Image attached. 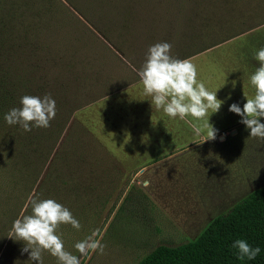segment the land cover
<instances>
[{
	"label": "rangeland",
	"instance_id": "374dc122",
	"mask_svg": "<svg viewBox=\"0 0 264 264\" xmlns=\"http://www.w3.org/2000/svg\"><path fill=\"white\" fill-rule=\"evenodd\" d=\"M176 18L185 21L181 28ZM261 22L264 0H124L105 7L88 0H0V99L11 96L13 108L21 106L24 95L50 94L56 106L60 102L68 110L59 133L55 118L50 127L31 130L34 140L29 146L53 147L29 195H34L52 164L47 195L67 207L81 224L79 230L70 224L62 227L65 249L79 256L74 245L94 229H100L101 243L106 245L103 255L90 253L81 264H139L160 244L175 246L197 238L210 219L227 213L242 199V194L235 196L231 190L221 192L220 199L203 198L204 185L213 188L217 183L212 173L200 168L199 159L212 153L219 157L224 181L247 175L234 151L244 159L264 161V139L248 136L245 125L235 121L222 132L227 133L223 141L216 135L206 146L188 148L130 174L82 122V108L133 80L149 46L158 42L173 44L170 54L176 57L236 38L192 62L200 74L198 81L207 87L232 80L264 46V24L238 38L236 34ZM233 91L219 92L217 98L235 99ZM141 99L145 97H136L142 106L135 109L131 108L135 100L124 99L127 109L104 130L112 134L116 129L128 130L149 115L151 97L148 106ZM116 102L112 98L110 105ZM125 131L119 138L122 142L132 138ZM212 171H217L216 166ZM206 175L204 182L201 178ZM59 177L64 182L56 194ZM24 206L18 216L25 212ZM10 241L14 242L7 236L0 264ZM49 258L48 264H58L55 257Z\"/></svg>",
	"mask_w": 264,
	"mask_h": 264
},
{
	"label": "clouds",
	"instance_id": "9594fccd",
	"mask_svg": "<svg viewBox=\"0 0 264 264\" xmlns=\"http://www.w3.org/2000/svg\"><path fill=\"white\" fill-rule=\"evenodd\" d=\"M172 45L158 42L149 46L146 58L138 72L146 96L151 97V104L157 110L171 117L185 120L191 116L195 121L190 126L202 143L215 140L217 129L209 122L211 114L218 112L224 101L217 98V90H207L204 82L197 79V68L189 59L173 57ZM259 67L250 76V83L255 92L252 98L246 97L241 108L237 103L229 106V111L241 117L240 123L249 130L254 138L264 139V46L254 56ZM20 107H13L5 114L9 125H19L30 132L33 127L47 128L56 115V102L50 94L41 96L24 95L20 99ZM31 211H24L13 221L8 237L23 241L22 253H29V260L43 264L42 253L48 252L57 259L58 264H81V259L90 253L103 255L106 245L101 243L100 229H94L86 238L78 241L74 247L79 256L65 249L64 242L57 234L61 225L70 224L79 230L80 222L63 204L52 198L41 199L29 195L24 206ZM233 248L238 250V258L254 259L261 251L259 247L250 246L246 240L237 239Z\"/></svg>",
	"mask_w": 264,
	"mask_h": 264
},
{
	"label": "trees",
	"instance_id": "16d2710c",
	"mask_svg": "<svg viewBox=\"0 0 264 264\" xmlns=\"http://www.w3.org/2000/svg\"><path fill=\"white\" fill-rule=\"evenodd\" d=\"M121 1L124 0H88L91 5L104 4V7ZM76 8L80 9L79 6ZM176 20L177 28H181L185 21L181 18ZM202 49L198 47L193 52H185L175 58L183 59ZM4 98L0 99V250L13 221L18 217L32 191L48 158L49 149L53 147L41 146L36 149L29 146L34 140L32 132H24L18 124L9 125L6 122L4 117L12 108L13 100L11 96L5 98L7 101L3 107ZM67 117L68 110L59 102L55 117L57 133L60 132ZM51 166L52 164L48 166L44 178L34 193L41 199L49 198L46 184ZM57 182L58 187L53 189L56 194L59 184L62 185L64 181L59 177ZM30 211L31 209L27 208L24 213L28 214ZM65 225L57 229L59 236L63 234L62 227ZM237 239H244L250 246L259 247L260 253L252 260L246 257L239 259L238 250L232 247ZM14 242L10 241V247L3 253L2 263L31 264L29 253L21 252L24 242L16 241V244L20 243L17 245L19 247H16ZM49 255L46 251L42 253L43 264H48ZM139 264H264V185L234 204L227 213L216 216L197 238L175 246L160 244L145 255Z\"/></svg>",
	"mask_w": 264,
	"mask_h": 264
},
{
	"label": "crops",
	"instance_id": "0c3cea01",
	"mask_svg": "<svg viewBox=\"0 0 264 264\" xmlns=\"http://www.w3.org/2000/svg\"><path fill=\"white\" fill-rule=\"evenodd\" d=\"M263 24L264 22H261L253 27L243 30L242 32L236 34V37L238 38L239 36L245 35L256 29L257 26H261ZM234 40H236V38H228L183 59H189L193 62L208 53L210 54L215 50L217 51L221 49L223 45ZM121 60L123 59L121 58ZM242 65L244 64L242 63ZM258 67L259 62L253 58L251 65L242 66L241 72L236 74L232 80H228L227 82L216 86L211 85L213 88L206 86L209 91L217 90V96L219 92L223 95L234 90L233 92L236 97L235 99L233 98L234 96L229 98L220 97V100L224 101L220 110L212 114L211 110H209V122L215 129L218 130L217 135L220 137L219 139L221 141L225 139V134H227H223L222 132L229 128L228 126H231L235 121L240 123L241 120V117L238 114L229 111L228 106L229 104L237 103L241 108H243L246 97H253L255 89L250 83V76ZM138 72L139 71H135L136 77L133 80L115 88L109 93L95 99L92 103L84 106L80 115L82 122L91 128L94 135L98 138L102 145L106 147L115 161H117L124 168V170L130 174L134 169L144 171V168H150L157 163L160 164L161 162H165L166 160L173 158V156L178 152L184 151L188 148H194L196 146H206L210 141L208 140L202 143L200 137L196 136L190 126V122L203 124L204 121H195L191 116L186 117L185 120H181L179 117L171 118L167 116L162 109L157 110L154 105L153 109L150 110L149 115L142 117L140 122L137 120V123L129 126L128 130L125 129L126 131H118L116 129V133L114 132L112 134L109 133L108 130H104L105 126L111 127L112 124L115 125V120L119 121L121 118L119 114L127 109V104H123V100L127 97L135 100V102L131 104L132 109L142 106V104L137 103L138 100H136V97H145V99H141V101L146 103L147 106L149 105V96H144L145 93ZM197 73L198 78L200 77L199 71H197ZM112 98L117 100L115 106L110 105ZM91 108H93L94 111H91ZM111 120H113L112 124ZM153 122H156L157 126H155L156 124L154 125ZM138 129H142L141 131H143L139 136H137ZM124 131L131 135L132 138L122 142L119 138L123 134L121 132ZM232 132H234V130ZM231 146L237 145L231 144ZM234 153L237 157H239V167L245 169L247 174L244 178H241V180H238L237 177L229 176L232 179L224 181L226 174L220 169V158L216 157L213 153L211 155L207 154L204 158L199 159L200 168L205 167L209 173H212V177L215 178L214 182L217 183V185H213V188L206 186V184L204 185V188L202 189L203 191L201 192L203 198H209V195H213L214 198L220 199L221 192L231 190L234 192L232 194L235 196L242 194L243 199L252 191L264 185V182L261 183V177L264 178V161L260 164L258 160L248 157L244 159L240 153L237 154L235 151ZM215 166L217 168V173L214 171L211 172L212 168H215ZM259 167H262V169ZM248 169H250V171H248ZM197 173L199 172L197 171ZM207 175L201 178V180L206 182ZM235 180L237 183H235ZM206 211L207 210L204 212L205 214ZM215 217H213L212 220ZM212 220L210 219L208 222L210 223Z\"/></svg>",
	"mask_w": 264,
	"mask_h": 264
}]
</instances>
